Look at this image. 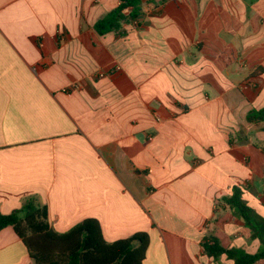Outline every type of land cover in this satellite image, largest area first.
I'll return each mask as SVG.
<instances>
[{"label": "crops", "instance_id": "crops-1", "mask_svg": "<svg viewBox=\"0 0 264 264\" xmlns=\"http://www.w3.org/2000/svg\"><path fill=\"white\" fill-rule=\"evenodd\" d=\"M119 3L0 0V212L34 199L56 233L89 218L108 243L147 233L143 264H234L201 241L260 245L223 198L238 186L264 217L247 121L264 107V0H143L99 35ZM0 264H34L12 227Z\"/></svg>", "mask_w": 264, "mask_h": 264}, {"label": "trees", "instance_id": "trees-1", "mask_svg": "<svg viewBox=\"0 0 264 264\" xmlns=\"http://www.w3.org/2000/svg\"><path fill=\"white\" fill-rule=\"evenodd\" d=\"M142 2L120 0L116 8L96 22L94 29L99 35L119 31L123 22L138 18ZM247 121L261 123L264 132V107L251 110ZM223 202L243 220L251 231V238L259 241V248L255 253L242 248H225L215 236L208 235L201 241L205 253L214 259L225 255L234 264H256L263 260L264 217L243 200L242 189L238 186L233 188L231 196L223 198ZM7 227H12L21 239L34 264H143L149 246V235L145 232L108 243L99 222L93 218L85 219L65 233H56L50 227L47 207L34 199L27 200L20 209L9 214L0 212V231Z\"/></svg>", "mask_w": 264, "mask_h": 264}, {"label": "built area", "instance_id": "built-area-1", "mask_svg": "<svg viewBox=\"0 0 264 264\" xmlns=\"http://www.w3.org/2000/svg\"><path fill=\"white\" fill-rule=\"evenodd\" d=\"M105 74H106L105 72H100V73H99V76H100V77H104Z\"/></svg>", "mask_w": 264, "mask_h": 264}]
</instances>
